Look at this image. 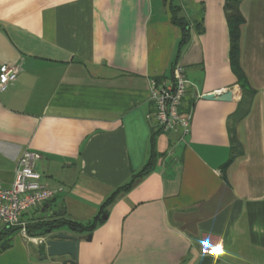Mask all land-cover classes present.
Wrapping results in <instances>:
<instances>
[{
    "label": "crops",
    "instance_id": "obj_1",
    "mask_svg": "<svg viewBox=\"0 0 264 264\" xmlns=\"http://www.w3.org/2000/svg\"><path fill=\"white\" fill-rule=\"evenodd\" d=\"M172 1L190 23L177 60L171 0H0V72L22 69L0 93V185L32 151L53 193L23 215L30 239L44 238L39 223L98 215L147 158L150 81L175 64L187 77L189 136L159 132L155 168L91 234L61 228L80 239L77 264H264V0L238 3L239 66L254 92L240 118L226 0ZM0 234V264L69 259L18 229Z\"/></svg>",
    "mask_w": 264,
    "mask_h": 264
},
{
    "label": "built area",
    "instance_id": "obj_2",
    "mask_svg": "<svg viewBox=\"0 0 264 264\" xmlns=\"http://www.w3.org/2000/svg\"><path fill=\"white\" fill-rule=\"evenodd\" d=\"M22 71L20 66H10L0 72V93L4 92ZM188 81L180 65L175 64L170 76L152 79L149 83V102L152 110L146 119L160 132L175 135L179 141L189 136L192 112L183 109L187 94ZM39 155L24 151L16 162L14 179L10 188L0 185V227L7 230L18 229L27 235V227L22 222L23 215L48 202L52 197L41 175L36 171ZM29 243L42 241L43 238L30 239Z\"/></svg>",
    "mask_w": 264,
    "mask_h": 264
},
{
    "label": "trees",
    "instance_id": "obj_3",
    "mask_svg": "<svg viewBox=\"0 0 264 264\" xmlns=\"http://www.w3.org/2000/svg\"><path fill=\"white\" fill-rule=\"evenodd\" d=\"M242 0H226L225 4V10L227 13V21L229 25V61L231 65V69L234 72L237 82L236 85L239 88L241 92V99L239 105L241 106V111H239V114L237 113V118L244 116L246 110L243 107V102L246 101V98L248 96H252L254 93L248 86L247 80L242 73L240 66H239V26L242 23V17L239 14L238 11V3ZM169 11L171 15V23L175 26H177L181 31V38L177 44L176 48V56L175 60L178 59L182 49L187 45L190 39V23L180 17L181 8L174 4V2L171 0L169 4ZM159 134V131L157 129H153V132L151 134L150 140H149V152L147 155V158L145 160V163L141 167L140 170L137 172L132 173L131 178L127 184L124 186L118 188L100 207L98 215L88 224L81 225L78 223L71 222L69 220L59 218V219H52L47 222H42L36 225V229L40 231V236H43L45 234V231L48 229H61V228H67L69 230L79 232L81 234H91L99 225L102 224V220L100 219L101 215L106 213V209L113 203L115 197L119 193H125L131 190L134 183L150 174L153 169L155 168L156 161L159 157V154H157L155 150V139L156 136ZM231 145H232V153L233 156L238 154V145L235 141V138L233 136V132H231ZM232 159V158H231ZM230 159V161H231ZM228 164V163H227ZM226 168V165L224 166ZM12 230V229H11ZM2 234H0L1 236ZM1 241V240H0Z\"/></svg>",
    "mask_w": 264,
    "mask_h": 264
},
{
    "label": "water",
    "instance_id": "obj_4",
    "mask_svg": "<svg viewBox=\"0 0 264 264\" xmlns=\"http://www.w3.org/2000/svg\"><path fill=\"white\" fill-rule=\"evenodd\" d=\"M103 214L100 219H105ZM79 233V232H78ZM42 243L49 257H68L63 264H77L80 239L66 233L62 229H48L45 231ZM91 236L87 237L90 240Z\"/></svg>",
    "mask_w": 264,
    "mask_h": 264
}]
</instances>
